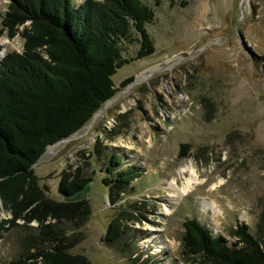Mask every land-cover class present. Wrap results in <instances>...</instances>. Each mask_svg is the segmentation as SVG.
Returning <instances> with one entry per match:
<instances>
[{"label":"rangeland","instance_id":"374dc122","mask_svg":"<svg viewBox=\"0 0 264 264\" xmlns=\"http://www.w3.org/2000/svg\"><path fill=\"white\" fill-rule=\"evenodd\" d=\"M145 2L155 10L147 25L155 52L119 68L117 94L34 166L42 194L54 200L63 199L60 183L79 168L95 180L85 198L87 219L54 226L73 264H207L184 253L188 218L230 244L240 241L238 226L247 224L264 246V0ZM8 4L0 0V12ZM1 44L2 51L21 52L24 38L4 35ZM124 47V57L139 49L135 42ZM114 155L123 160L109 170ZM187 165L207 181L169 204L170 182L182 185L189 171L179 169ZM128 168L139 173L130 183L104 182ZM206 202H215L217 212ZM11 216L0 198V218ZM113 221L115 229L129 228L108 241ZM18 222L0 240V264L56 243L37 222Z\"/></svg>","mask_w":264,"mask_h":264},{"label":"trees","instance_id":"16d2710c","mask_svg":"<svg viewBox=\"0 0 264 264\" xmlns=\"http://www.w3.org/2000/svg\"><path fill=\"white\" fill-rule=\"evenodd\" d=\"M154 19L155 10L145 0H84L80 5L74 0H9L7 11L0 12V52L4 35L24 38L21 52L0 55V198L12 215L0 218V240L23 220L29 227L37 222L36 229L56 242L10 264H73L54 226L87 219V200L46 198L34 166L50 145L80 130L117 94L113 75L119 68L155 52L147 27ZM124 42L139 45L134 57L123 56ZM188 146L182 144L180 156H186ZM121 160L114 155L109 170ZM135 168L104 182L130 183L139 176ZM90 180L79 168L71 180L60 183V192L70 195ZM115 225H109L108 241L129 228L120 231ZM183 225L186 255L203 257L207 264H264V246L247 224L238 226L240 241L233 244L196 218Z\"/></svg>","mask_w":264,"mask_h":264},{"label":"bare ground","instance_id":"6f19581e","mask_svg":"<svg viewBox=\"0 0 264 264\" xmlns=\"http://www.w3.org/2000/svg\"><path fill=\"white\" fill-rule=\"evenodd\" d=\"M5 52V51H4ZM181 174H185L187 171H189V176L184 177V180L182 181V185L178 183V180L176 178H173L170 182L171 190L169 193L170 199L168 201L169 204H177L179 201L182 200V198L187 195L192 189L198 185L203 184L207 180L201 179L196 172L195 168L191 166H186L184 168L179 169ZM188 174V172H187ZM183 177V176H182ZM223 180V179H222ZM222 183V181H221ZM218 185H213V188L217 187ZM207 200V199H206ZM207 208H212L214 212H217L216 203L215 202H206L205 203ZM165 213H171L172 210L169 206L165 205ZM220 210V209H219Z\"/></svg>","mask_w":264,"mask_h":264},{"label":"water","instance_id":"95a60500","mask_svg":"<svg viewBox=\"0 0 264 264\" xmlns=\"http://www.w3.org/2000/svg\"><path fill=\"white\" fill-rule=\"evenodd\" d=\"M3 52V51H1ZM95 180H90L84 187L79 189L78 191L70 194V195H63V200L72 202V201H79L85 199L92 189V185Z\"/></svg>","mask_w":264,"mask_h":264},{"label":"built area","instance_id":"2783aa9c","mask_svg":"<svg viewBox=\"0 0 264 264\" xmlns=\"http://www.w3.org/2000/svg\"><path fill=\"white\" fill-rule=\"evenodd\" d=\"M0 55H3V53H2V52H0Z\"/></svg>","mask_w":264,"mask_h":264}]
</instances>
